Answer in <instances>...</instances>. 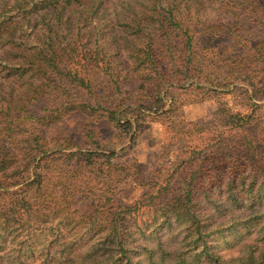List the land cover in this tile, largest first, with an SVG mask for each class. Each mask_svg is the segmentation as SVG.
Listing matches in <instances>:
<instances>
[{
    "label": "trees",
    "instance_id": "16d2710c",
    "mask_svg": "<svg viewBox=\"0 0 264 264\" xmlns=\"http://www.w3.org/2000/svg\"><path fill=\"white\" fill-rule=\"evenodd\" d=\"M154 24L163 33L168 27L191 48V35L167 0H0V264H264V137L234 168L199 165L165 203L154 204L156 192L146 204L115 209L103 191L90 206L75 203L59 217L61 212L37 198L51 155L108 172L115 153L102 149L98 128L87 122L78 129V141L65 138L46 149L22 118L49 127L85 114L104 119L133 143L146 116L175 105L171 89L189 87L221 94L239 89L251 112L222 110L218 123L229 131L250 126L264 105V76L257 86L253 75L234 83L202 82L184 72L190 80L179 88L156 60L149 29ZM89 64L108 77L112 105L102 106L93 95L85 76ZM14 78L24 88L17 106L10 105L12 92L3 82ZM78 93L85 99L75 102ZM144 214L146 221L138 220ZM253 231L254 244L243 246L239 257L215 254L216 241L236 247Z\"/></svg>",
    "mask_w": 264,
    "mask_h": 264
},
{
    "label": "rangeland",
    "instance_id": "374dc122",
    "mask_svg": "<svg viewBox=\"0 0 264 264\" xmlns=\"http://www.w3.org/2000/svg\"><path fill=\"white\" fill-rule=\"evenodd\" d=\"M167 1L174 5L179 21L191 35V48L187 51L184 39L168 27L164 29L165 33L157 24L149 28L154 35L153 42H156V60L169 82L179 88L186 86L190 79L184 77V72H189V76L202 82L234 83L238 76L253 75L256 85H262L264 0ZM106 3L104 7L110 8L109 2ZM83 6L86 10L91 7L87 2ZM101 14L98 12L96 17L100 19ZM109 18L114 29L112 33L118 36L120 28L116 26V19L113 15ZM121 55L124 58L123 53ZM86 73L95 98L102 106L112 105L108 77L91 64ZM3 82L5 91L12 92L10 105L22 104L19 94L24 91L23 80L14 78ZM171 92L175 96V105L160 116H146L133 143L129 142L128 135L111 129L104 119L96 120L85 114H72L65 121L49 127L20 118L26 125L33 124L44 139L46 149L54 150L65 138L78 141V129L87 122L98 128L102 149L115 153L113 167L108 172L101 171L98 166L91 168L51 155L41 170L42 197H36L55 208V214L61 212L59 217H64V210L68 212L70 205L75 203L80 207L90 206L104 192L108 206L115 209L131 207L136 202L146 204L149 196L156 192L160 193L153 200L154 204L165 203L179 182L199 165L203 170L211 165L222 170L234 168L235 162H243L241 157L246 156L248 149L252 152L250 146L257 145L264 137V105L253 113L250 126L244 130L229 131L220 127L218 120L222 110L251 112L249 102L239 89L229 94L199 93L189 87L171 89ZM84 99V94L78 93L75 102ZM38 105L32 110L38 112ZM91 105L94 106L93 101ZM18 121L14 119L13 123L18 125L21 123ZM218 137L222 139L216 141ZM259 154L258 150L256 158L260 160ZM146 218L145 214L139 215L138 220L146 221ZM255 238L253 231L251 236L231 248L216 241L214 252L223 260L237 258L243 246L253 245Z\"/></svg>",
    "mask_w": 264,
    "mask_h": 264
}]
</instances>
